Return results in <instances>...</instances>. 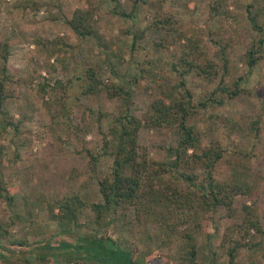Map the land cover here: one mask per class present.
I'll return each mask as SVG.
<instances>
[{
	"label": "rangeland",
	"instance_id": "obj_1",
	"mask_svg": "<svg viewBox=\"0 0 264 264\" xmlns=\"http://www.w3.org/2000/svg\"><path fill=\"white\" fill-rule=\"evenodd\" d=\"M211 1L141 0L132 9L129 0H0V39H9L4 71L0 55V82L4 81L3 93L12 95L0 103V111L22 121L17 135L10 128L0 135V173L12 192L11 200L1 199L0 225L10 231L12 239L27 240L25 245L15 246L17 253L7 254L13 258L28 256L29 261L22 264H66L58 258L39 261L34 257L37 247L46 241L67 239L60 231L64 224L49 219L47 201L72 191L84 201L101 200L97 180L110 173L112 163L110 150L105 152L103 148V133L124 106L122 98L109 94L113 87L129 89L130 111L142 118L150 101L161 97L160 90L169 91L178 82L179 76L172 71L170 62L172 55L180 53L187 43L186 37L192 43H200L218 68L222 65L220 48L229 44L225 52L230 60V74L224 78L225 85L232 88L239 75H246L243 56L259 39L248 16L257 13V20L262 23L264 0H226L229 15L225 19L208 15ZM79 9L93 10L95 37L80 39L64 21ZM114 10L132 14L122 17ZM156 13L172 14L177 20L175 29L152 27ZM136 30L142 31V37L136 38L132 47ZM161 36L167 47L155 45ZM51 41H58L62 47L51 45ZM261 50L264 51V42ZM88 67L95 70L100 88L97 93L82 95L81 79L75 74L82 77ZM4 75L12 78L4 80ZM31 75L35 77L32 83L28 81ZM219 79L220 76L206 85L194 72L184 77L194 102L202 100L206 89H213ZM56 80L66 89L73 86L69 92L78 95L72 97L69 124L60 113L51 119L61 91L52 89ZM39 83L48 85L43 97L38 93ZM238 86L246 93L228 99L223 106L201 108L190 119L201 132L204 144L216 138L226 149L215 176L230 180L235 164L240 170L238 164L243 163L251 187L249 194L235 196L233 212L220 207L215 222L197 236L198 259H212L216 264L228 261L227 248L233 245L236 225L244 216L242 204L253 205L264 225V58ZM20 108H27V120H22ZM252 120L257 132L250 128ZM177 138V131L166 127H143L138 133V143L146 146L149 156L155 159H164L166 153L161 147L174 145ZM80 222V227L73 228L78 235L97 229L89 208H83ZM125 226L129 228L124 234ZM137 226L134 215L127 210L114 225L103 227L98 233L110 235L120 248L129 250L137 264H179L175 260L181 249L177 240L168 246L160 245L159 233L152 228L149 233L154 244L150 254H145L147 250L137 234L129 232L130 228H141ZM250 241L259 245L237 251L234 264H264V235L256 234ZM74 262L101 264L94 260Z\"/></svg>",
	"mask_w": 264,
	"mask_h": 264
},
{
	"label": "trees",
	"instance_id": "obj_2",
	"mask_svg": "<svg viewBox=\"0 0 264 264\" xmlns=\"http://www.w3.org/2000/svg\"><path fill=\"white\" fill-rule=\"evenodd\" d=\"M129 1L132 9L141 2V0ZM113 12L122 17L132 14V11L125 13L114 10ZM208 15L211 18L219 16L225 19L228 17L226 0H212ZM93 16V10L79 9L71 18H64V21L80 39L85 40L97 34ZM248 19L252 28L259 33V39L258 43L251 45L243 56V61L247 66L246 75H239L233 82L232 88L224 84V78L230 74V60L225 52V46L229 44L222 45L223 47L220 48L223 52L220 57L222 65L218 68V63L210 57L208 51L200 43H192L186 37L187 43L180 53L176 52L172 55L173 61L170 62L172 71L179 76L178 82L169 91L160 90L161 97L150 101L142 118L130 111L128 103L131 93L129 89L117 86L109 91L110 95L122 98L124 106L113 118L107 132L103 133V148L105 152L106 149L110 150L112 163L110 173L97 180L101 200L84 201L79 193L72 191L47 201L46 209L49 219L64 224L60 231L67 239L55 240L53 243L46 241L43 245H39L37 247L39 251L34 254L36 259L43 261L46 258H58L66 264H78L74 260L86 262L94 260L101 264H137L131 259L129 250L120 248L119 243L110 235L98 233L103 227L109 228L112 224L114 225L119 215L124 216L127 210H130L134 215L135 224L141 228L137 230L130 228L129 232L137 234L138 241L144 244L147 250L145 254H150V246L154 244L149 233L153 228L159 233L160 245L168 246L173 243V240H177L181 245L178 256L175 258L179 264H216L212 259H198L197 236L205 232L207 225L215 222L220 207L227 212H233L235 196L241 193L249 194L251 187L246 181L248 173L243 163L238 164V166L241 165L240 170L236 166L237 163L235 164L230 180L215 176L216 166L225 159L226 149L216 138L204 144L201 132L195 124L190 123V119L201 108L207 109L214 105L223 106L228 99L246 93L245 89L239 88V82L251 75L259 60L264 58V51L261 50L264 42V21L258 22L257 13L249 15ZM176 22L172 14L156 13L153 16L152 27L168 31L169 28L170 30L175 29L173 24ZM167 36L168 33H166ZM140 37H142V31H134L132 47L135 46L136 38ZM164 41L165 37L161 36L156 40L155 45L167 47ZM56 42L51 41L50 44L57 48L62 47ZM8 47L9 39H0V55L4 62L3 71L6 69ZM192 72L202 77L206 85L214 83L220 76L214 88L206 89L203 99L197 102H194L193 94L186 88L184 80V77ZM7 78L11 79L12 76H3L4 80ZM75 78L81 79L82 95L99 91L100 81L92 67L86 68L82 77L75 74ZM34 79V75H31L28 81L32 83ZM2 81L0 82V103L7 96H12L3 93ZM46 86L48 85L45 83L38 85V93L42 94V97L46 93ZM57 88L61 90L59 102H57L58 107L55 112L51 113V119L54 120L60 113L66 117L69 124L73 98H78V95L76 92H69L68 89L71 90L73 86L66 89L60 80H56L52 86L53 90ZM43 104L48 105V102L44 101ZM20 112L22 120H27L29 117L27 108H20ZM21 123V120L14 119L9 113L0 111V135H4L7 128L12 129L17 135ZM254 124L255 120H252L250 128L257 132V129L252 127ZM143 127H166L177 131L176 143L161 147L166 153L164 159L150 157L146 146L138 143V133ZM16 156V158L20 157L18 152ZM246 156L248 157V154ZM166 175L169 178H166ZM9 192L10 186L0 173V202L3 198L11 200L12 192L10 194ZM83 208H89L92 211L97 229L84 235H78L73 232V228L82 225L80 217ZM242 209L244 216L236 225L237 237L233 245L227 248L228 261L225 264H234L236 252L241 248L259 245V243L250 241L256 234L264 235V225L254 206L242 204ZM128 228L124 227V234ZM26 242L25 239H12L10 231L0 225V264L27 263L28 256L13 258L12 255L7 254L8 252L17 253L15 246L25 245Z\"/></svg>",
	"mask_w": 264,
	"mask_h": 264
}]
</instances>
